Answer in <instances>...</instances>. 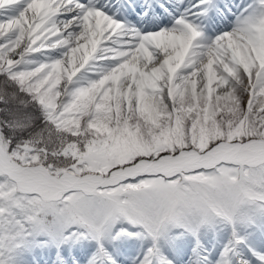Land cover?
I'll return each instance as SVG.
<instances>
[{
  "label": "snow or ice",
  "instance_id": "snow-or-ice-1",
  "mask_svg": "<svg viewBox=\"0 0 264 264\" xmlns=\"http://www.w3.org/2000/svg\"><path fill=\"white\" fill-rule=\"evenodd\" d=\"M0 264H264V0H0Z\"/></svg>",
  "mask_w": 264,
  "mask_h": 264
}]
</instances>
